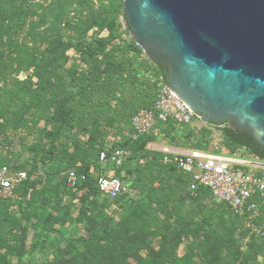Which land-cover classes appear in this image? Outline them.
I'll list each match as a JSON object with an SVG mask.
<instances>
[{
    "label": "trees",
    "instance_id": "1",
    "mask_svg": "<svg viewBox=\"0 0 264 264\" xmlns=\"http://www.w3.org/2000/svg\"><path fill=\"white\" fill-rule=\"evenodd\" d=\"M122 7V0H0V168L27 175L11 198L0 200V264L21 256L27 227L33 229L28 255L38 252L43 260L51 250L60 254L54 262L66 264H130L123 251L138 264H195L191 246L177 255L180 239H196L203 228L211 229L221 208L233 223L261 229L251 224L264 219V208L262 217L249 222L214 202L208 189L190 190V178L174 155L164 163L163 151L148 148L161 140L177 146L172 149L209 152L208 130L157 119L151 133L131 138L132 116L153 109L159 78L167 82V77L166 68L150 63L133 42ZM221 131L228 152L243 150L264 161V148L249 133L228 122ZM49 138L52 146L44 149ZM116 151L124 152L122 164L106 163V175L124 186L129 177L138 201H129L125 192L110 200L98 191L100 153ZM39 165L42 176L36 175ZM69 171L77 177L73 188ZM79 192L86 205L74 219ZM203 193L219 207L207 204ZM112 205L119 210L117 222L105 212ZM78 227L83 234L76 238ZM213 232L219 236L220 230ZM145 240L161 241L157 262L144 252Z\"/></svg>",
    "mask_w": 264,
    "mask_h": 264
},
{
    "label": "water",
    "instance_id": "2",
    "mask_svg": "<svg viewBox=\"0 0 264 264\" xmlns=\"http://www.w3.org/2000/svg\"><path fill=\"white\" fill-rule=\"evenodd\" d=\"M133 42L202 122L264 148V0H122Z\"/></svg>",
    "mask_w": 264,
    "mask_h": 264
},
{
    "label": "built area",
    "instance_id": "3",
    "mask_svg": "<svg viewBox=\"0 0 264 264\" xmlns=\"http://www.w3.org/2000/svg\"><path fill=\"white\" fill-rule=\"evenodd\" d=\"M157 119L162 122L172 119L187 126H191L194 121L205 124L170 91L162 77L159 78L153 109H142L132 116L131 138L137 139L151 133ZM213 149L215 151L205 152L165 148L162 150L166 154L163 162H170L168 155H174L178 168L190 178V190L208 189L214 202L226 204L234 214L245 216L249 222L258 220L264 208V161L255 157L254 161L239 160L231 156L242 152L232 154L226 149H218L216 145ZM123 156V151H116L111 156L101 152L99 160L102 164L112 163L120 166ZM26 178L25 172L1 167L0 200L11 198L15 189ZM76 182V174L69 171L68 185L73 188ZM97 188L101 195L110 200L117 199L126 191L122 180L113 174L100 175L97 178Z\"/></svg>",
    "mask_w": 264,
    "mask_h": 264
},
{
    "label": "rangeland",
    "instance_id": "4",
    "mask_svg": "<svg viewBox=\"0 0 264 264\" xmlns=\"http://www.w3.org/2000/svg\"><path fill=\"white\" fill-rule=\"evenodd\" d=\"M120 23L122 25L121 30L124 31L125 21L123 18H120ZM105 35H106L105 33L100 34V36H105ZM69 56L73 58L76 57L74 55L73 50L69 51ZM77 63L72 61L69 64L77 65ZM26 75L27 73H24L20 77L24 78V76ZM189 127L193 128L194 130H202V129L208 130V140H209L208 151H215L213 149L215 145L217 146L218 149H226L223 145V135H222L221 127L210 125L209 123L202 124L197 121H194V123ZM104 132H105L104 134H106V131ZM48 140H49L48 143L45 141L42 142V144H45L44 149L51 148L52 146L51 145L52 138H49ZM111 142H113L112 139ZM149 145L158 147V149L156 148L153 149L151 148V149L160 152L163 150L162 149L163 147H166V149L177 147V146L168 145L166 142L161 140H157L156 142H151L149 143ZM237 152H242V154H236L231 157L239 160L254 161V157L249 153L244 152L243 150L236 151L235 153ZM101 165H102L101 170L97 175H99L100 173L103 174L108 173L110 166L106 164H101ZM134 166H136V162ZM42 167H43L42 165H39L35 170L37 176H42L43 174ZM230 167L232 168V166ZM125 189L126 191L123 195H127V199L129 201L134 202L141 199L139 192L130 190L129 177L126 178ZM93 193L94 192H92V194ZM83 196H84V192H79L73 198L74 208L72 210V214H73L72 217L74 219L77 218L78 216L77 213H79V209L80 210L83 209L85 207L84 205H86V201L84 200ZM202 196L205 198L207 204L209 205L212 204L215 205V207L216 206L219 207L218 205L213 204L211 202V199L209 201V197L207 194L203 193ZM58 201L59 199L54 200L53 203H57ZM60 202L62 203V201ZM105 212L108 215H114V219L116 220L115 222L118 221L117 215L119 213V210L116 209L113 205L107 208ZM262 216L263 214L261 215V217ZM215 219L216 220L213 223V227L208 230L206 228H205L206 230H204L203 228L198 238L196 239L190 238L189 240L180 239V244L177 246V255L182 256L185 253H188L189 251L188 246H191L190 248L193 250L192 258L195 264H264V219L262 221L254 222L251 224L253 226L256 225V227H260L261 229L259 230L245 229L242 223L240 224L233 223V220L230 218L225 208L220 209V214ZM91 224H92V219H91ZM247 225H249V223L245 222L246 227ZM79 227L75 229L76 238L83 234V232L78 231ZM214 228L220 230L219 236H217L213 232ZM56 229H59V227L57 226ZM25 232L26 234L27 233L28 234L24 237L21 243V256L18 258L17 255L15 254L10 255L8 257L10 264H53V263L66 264L64 261H60V260L59 262H54L56 257L60 256V254L51 250H48V252L46 253L47 258H44L43 259L44 261L40 260L41 255L38 252H36L35 255L32 256L28 255V251L30 250L31 241H32L33 229L31 230V227H27V231ZM208 232H211L212 234L209 235ZM178 233L181 234V232ZM66 234L67 236H70V238L73 237L71 236L69 228L67 229ZM175 235L177 239L178 235L177 234ZM181 236L183 237V235ZM60 240H62V242L60 241L62 247L59 248V251L62 252L64 250V242H63L64 239H60ZM148 240H145L144 252H147L151 256H153L154 261L157 262L162 252L161 241L152 240L151 242H149ZM221 245L225 247L220 252L218 251V248L221 247ZM123 256H125L124 258L130 264H138L137 262L138 258L134 257L133 254H129L128 252L123 251ZM143 256L144 254L139 255L140 258H142ZM66 258H68V256ZM200 261H202L203 263H200Z\"/></svg>",
    "mask_w": 264,
    "mask_h": 264
},
{
    "label": "crops",
    "instance_id": "5",
    "mask_svg": "<svg viewBox=\"0 0 264 264\" xmlns=\"http://www.w3.org/2000/svg\"><path fill=\"white\" fill-rule=\"evenodd\" d=\"M148 148H150V149H151V148H152V149H153V148L158 149V147H156V146H150V145L148 146ZM161 148H162V147H161ZM165 148H166V147H163L162 149H165ZM159 149H160V148H159ZM169 149H172V148H169ZM186 204H188V201L186 202Z\"/></svg>",
    "mask_w": 264,
    "mask_h": 264
}]
</instances>
